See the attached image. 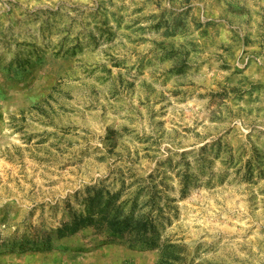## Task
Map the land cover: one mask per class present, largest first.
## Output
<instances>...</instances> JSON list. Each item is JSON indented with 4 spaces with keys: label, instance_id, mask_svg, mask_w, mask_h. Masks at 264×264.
Masks as SVG:
<instances>
[{
    "label": "rangeland",
    "instance_id": "374dc122",
    "mask_svg": "<svg viewBox=\"0 0 264 264\" xmlns=\"http://www.w3.org/2000/svg\"><path fill=\"white\" fill-rule=\"evenodd\" d=\"M0 264H264V0H0Z\"/></svg>",
    "mask_w": 264,
    "mask_h": 264
}]
</instances>
